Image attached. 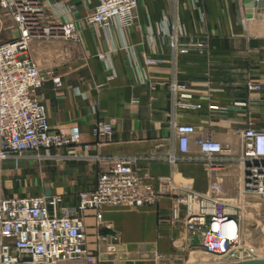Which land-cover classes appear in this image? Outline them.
Returning <instances> with one entry per match:
<instances>
[{
    "label": "crops",
    "instance_id": "obj_1",
    "mask_svg": "<svg viewBox=\"0 0 264 264\" xmlns=\"http://www.w3.org/2000/svg\"><path fill=\"white\" fill-rule=\"evenodd\" d=\"M40 1L63 2L78 34L76 40L36 38L31 42V56L41 70H52L63 80L61 87L48 80L38 92L39 100L47 106L51 126L78 125L81 148L89 145V154L139 158V175L158 190L165 187L161 177H171L174 184H191L199 192L207 191L212 180L223 185L238 181L240 169L235 162L212 175L202 162L170 164L163 158L174 149L169 123V83L174 75L182 85L181 92L190 96L186 100L200 105L177 113L179 122L195 127L191 154L198 153L195 140L205 135L231 146L238 154L240 133L250 123L264 127V25L256 18L243 22L239 0H204L206 8L203 0H138L133 24L121 27L116 22L109 30L92 27L86 21L98 0ZM167 30L176 32L181 43L202 42L208 47L192 46L174 64L169 38L163 35ZM18 36L15 23L5 15L0 43ZM102 54L106 61L99 58ZM251 85L260 89L253 90ZM98 122L113 123L112 140L102 141L93 135ZM54 152L65 154L67 150ZM38 167L50 169L51 187L46 194L22 192L17 177H22L25 169ZM99 170L97 162L86 160H23L18 168L9 160L0 170V199L62 194L74 203L79 189L96 186ZM170 214L169 194H163L153 206H105L103 219L111 229L98 227L90 211L86 218L89 248L103 264H140L121 257L122 250L132 256L145 251L162 256L174 252L172 258L199 252V243L183 224H173ZM115 233L121 240L118 252L110 255L101 236L108 240Z\"/></svg>",
    "mask_w": 264,
    "mask_h": 264
},
{
    "label": "built area",
    "instance_id": "obj_2",
    "mask_svg": "<svg viewBox=\"0 0 264 264\" xmlns=\"http://www.w3.org/2000/svg\"><path fill=\"white\" fill-rule=\"evenodd\" d=\"M197 1V0H196ZM260 1V0H257ZM138 0H98L95 10L86 17L92 27L109 30L114 23L121 27L133 24ZM69 10L63 2L44 4L40 0H0V27L5 15L19 30V36L0 43V170L6 161L18 168L23 160H86L100 165L96 186L77 194L76 202L64 195H26L0 199V264H103L88 245V212L93 211L97 226L111 229L103 219V208H139L158 204L163 194L171 197L170 219L183 224L199 245L216 262H241L261 259L244 244V215L250 196L264 200V127L252 123L241 133L240 152L210 135L197 138V154L190 153L191 135L195 127L179 122L182 109H197L181 92L182 85L174 75L169 83L171 98L170 128L174 149L163 159L170 164L181 160L204 163L216 175L229 163H237L238 194L225 195L220 180H212L206 192L196 191L191 184H174L171 177H161L163 190L147 184L139 175V158L105 157L89 154L82 146L78 125L51 126L47 106L38 92L51 80L56 87L62 77L52 70L42 71L31 56V42L36 38L78 39ZM67 18V21L63 19ZM172 48L173 63L188 54L192 46L208 47V43H181L176 32L165 31ZM99 58L107 60L102 54ZM251 89L259 90L256 85ZM93 135L110 141L114 135L112 122H98ZM81 148V150H79ZM67 150L65 154L55 153ZM106 252H118L120 236L112 234Z\"/></svg>",
    "mask_w": 264,
    "mask_h": 264
},
{
    "label": "rangeland",
    "instance_id": "obj_3",
    "mask_svg": "<svg viewBox=\"0 0 264 264\" xmlns=\"http://www.w3.org/2000/svg\"><path fill=\"white\" fill-rule=\"evenodd\" d=\"M239 1L242 5L241 19L243 22L246 19L251 20L256 18L264 25V5L248 7L246 0ZM257 3L258 2H256V4ZM202 4L203 7L206 8V2L204 0L202 1ZM203 15L205 16L206 13ZM21 176L22 177H17L16 183L20 185L22 192L46 194V189L51 187L50 169L43 167H38L32 170L25 169L24 172H21ZM79 190L80 192L87 191V189ZM224 190L227 193L228 198H235L238 194L237 180H232L229 184L224 185ZM244 219V244L253 250L255 254L264 257V200L257 196H250L248 199V207L245 210ZM197 251L199 252H194L192 254H190L191 252L186 254L183 253L172 258L170 254H173L174 252L162 256L156 254L155 251L152 253L145 251L132 256L130 255V252L122 250L123 254L120 256L135 259L140 264L147 263V261L149 262L151 260L154 261L153 264H192L194 262H213L211 258L214 257L211 254L203 249H197Z\"/></svg>",
    "mask_w": 264,
    "mask_h": 264
},
{
    "label": "water",
    "instance_id": "obj_4",
    "mask_svg": "<svg viewBox=\"0 0 264 264\" xmlns=\"http://www.w3.org/2000/svg\"><path fill=\"white\" fill-rule=\"evenodd\" d=\"M256 2H258V3L256 4ZM246 3H247L248 7H253L256 5L262 6V5H264V0H260V1L246 0ZM194 242L199 243V239L197 237H195ZM192 264H264V258L246 260V261H241V262H230V263H227V262H207V263H205V262H194Z\"/></svg>",
    "mask_w": 264,
    "mask_h": 264
},
{
    "label": "bare ground",
    "instance_id": "obj_5",
    "mask_svg": "<svg viewBox=\"0 0 264 264\" xmlns=\"http://www.w3.org/2000/svg\"><path fill=\"white\" fill-rule=\"evenodd\" d=\"M211 260H212L213 262H216L215 258H211Z\"/></svg>",
    "mask_w": 264,
    "mask_h": 264
}]
</instances>
